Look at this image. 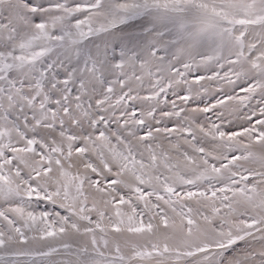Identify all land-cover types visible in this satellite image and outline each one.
I'll list each match as a JSON object with an SVG mask.
<instances>
[{
	"label": "snow or ice",
	"instance_id": "1",
	"mask_svg": "<svg viewBox=\"0 0 264 264\" xmlns=\"http://www.w3.org/2000/svg\"><path fill=\"white\" fill-rule=\"evenodd\" d=\"M0 264H264V0H0Z\"/></svg>",
	"mask_w": 264,
	"mask_h": 264
}]
</instances>
